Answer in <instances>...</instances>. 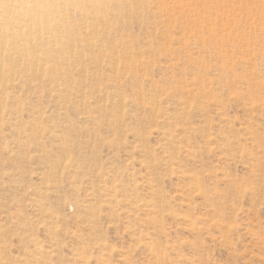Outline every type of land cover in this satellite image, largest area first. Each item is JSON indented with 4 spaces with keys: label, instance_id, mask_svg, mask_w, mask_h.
Instances as JSON below:
<instances>
[{
    "label": "rangeland",
    "instance_id": "rangeland-1",
    "mask_svg": "<svg viewBox=\"0 0 264 264\" xmlns=\"http://www.w3.org/2000/svg\"><path fill=\"white\" fill-rule=\"evenodd\" d=\"M120 2L60 36L65 98L0 74V264H264V8Z\"/></svg>",
    "mask_w": 264,
    "mask_h": 264
},
{
    "label": "bare ground",
    "instance_id": "bare-ground-1",
    "mask_svg": "<svg viewBox=\"0 0 264 264\" xmlns=\"http://www.w3.org/2000/svg\"><path fill=\"white\" fill-rule=\"evenodd\" d=\"M66 1L67 0H0V74L1 75H3L2 73H6L9 74L11 77H13L14 75H16L18 70H20L21 73L27 72L28 74L30 73L34 74L36 78H39L40 74L47 75L48 79L55 82H57L56 80L60 78L59 77L60 75L61 78H63V82L64 81L68 82L69 86H66V88L62 90L60 88V85H58L57 83L55 86V90L58 93V96H60V99L66 97L61 95L63 92L64 93L66 92L67 96L70 95V90L68 89V87L73 86V84L75 83L71 75V69H70L71 63L69 62V60L72 57H69L67 54L70 51V54L76 57L77 56L76 54L78 53V48L74 44L69 45L67 47L61 46L65 39L60 36L64 32L65 33L69 32V34L75 33L76 35L79 36L84 35L80 33L81 32L80 29L81 30L86 29V26L88 25V19L90 20L94 17H98V15H107V13H100L101 10L110 8L111 7L110 1H114L115 4L113 5V7L114 6L119 7V5L121 4L120 2L121 0H99L98 2H96V0H76V3L71 4V7L66 5ZM148 1L149 0H146V2ZM124 2H127V4H129L128 8L134 9V4L130 3V0H124ZM248 2H250V6H246L248 8L247 12L251 11V8L254 11H258L259 9L264 8V0H242V3H244L245 5ZM93 20H97V19L94 18ZM24 27H29V29L25 31ZM92 27H93L92 29H94V31L92 32L96 33L97 36H99L97 25L93 23ZM38 32H41V34H39ZM36 33H38L39 36H37ZM43 34H55V36L53 38L51 37L49 39L47 38L43 39L41 37ZM33 36H37L38 39L35 40ZM99 42L101 44L96 49H97V53H99V55L102 56L101 54L103 48L102 39H100ZM43 44L46 47L42 46ZM86 48L88 49L87 52L92 50L91 46H88ZM40 54H42L43 56H41ZM60 56H64L63 61L57 62L56 59L60 60L61 59ZM117 56L118 53H111L110 55L115 82L117 81L116 78L118 77V74L121 73L119 72L120 64H117V62L120 59L116 58ZM131 56H132L131 53L127 51L123 52L121 56V59L124 61L123 64H125L124 66L127 69L131 67V62H132ZM18 57L21 59H19ZM52 57H54V60L51 61L56 62L57 66L60 67L65 66V69L62 70L60 73H58V70L54 65L52 64L48 65L50 64V61H45L52 59ZM89 60L91 61V59ZM127 62L130 63L126 65ZM244 62L250 65V69L254 66L253 64L249 63L248 60H244ZM77 72L82 74L85 73V70L83 68L82 69L80 68ZM15 78L17 80V77ZM94 81L96 83L98 82V80L95 77H94ZM2 85L3 84L0 83V87ZM85 90H86L85 85L83 86V83H80L76 91L77 92L76 104L82 110H84L86 107ZM4 91L5 89L2 90V92ZM102 98H104V95L102 96ZM2 102H3L2 95L0 93V105L2 104ZM117 105L123 109L126 106V101L121 98ZM3 115L4 113L2 112V110H0V120L2 122H4V119H2ZM86 121H90V119L87 118ZM16 131L18 132L17 135H21L24 132V128L19 127V129H16ZM68 135L69 136H67V138L69 139L71 135L70 134ZM54 138H58V136L54 135ZM64 160L60 161L61 165L62 162H64Z\"/></svg>",
    "mask_w": 264,
    "mask_h": 264
}]
</instances>
